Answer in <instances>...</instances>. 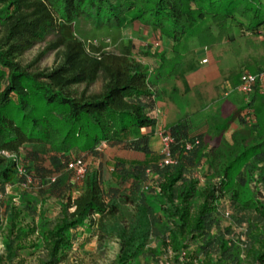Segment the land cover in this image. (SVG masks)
Listing matches in <instances>:
<instances>
[{
	"label": "trees",
	"instance_id": "trees-1",
	"mask_svg": "<svg viewBox=\"0 0 264 264\" xmlns=\"http://www.w3.org/2000/svg\"><path fill=\"white\" fill-rule=\"evenodd\" d=\"M81 20L93 39L106 34L115 42L123 29L140 23L180 48L191 39L207 44L232 25L258 36L264 0H0V230L6 259L13 262L23 242L37 234L48 253L40 264L61 263L85 239L117 242L115 264H264V196L257 186L264 182V91L243 95L240 103L227 100L208 116L210 138L218 141L209 145L207 133L193 136L191 117L213 102L194 88L195 108L164 126L174 160L165 165V155L151 148L144 132L158 123L160 80L176 74L181 62L164 67L165 52L152 55L132 40L120 53L88 44L79 33ZM49 37L42 54L54 51L58 62L32 71L21 58ZM248 68L262 71L264 60ZM241 75L234 74V88ZM99 79L102 88L93 90ZM234 123L228 144L224 134ZM104 145L144 158L112 163L98 150ZM216 151L226 160L222 166L212 159ZM79 157L94 163L78 179L69 163ZM240 160L241 169L235 166ZM16 183H28L26 193L38 199L9 202L7 187ZM225 193L238 210H256L258 222L241 232L224 225L221 215L232 220L219 209Z\"/></svg>",
	"mask_w": 264,
	"mask_h": 264
},
{
	"label": "rangeland",
	"instance_id": "rangeland-1",
	"mask_svg": "<svg viewBox=\"0 0 264 264\" xmlns=\"http://www.w3.org/2000/svg\"><path fill=\"white\" fill-rule=\"evenodd\" d=\"M79 30L82 39H87L86 41L88 44L99 47L101 43H103L106 46L105 49L109 52L120 53L121 45L127 44L129 40H132L136 48L143 50L148 48L152 55L165 52L166 65H164V67L167 66L168 63L172 64L175 60L181 62V64L178 65V72L176 74H173L171 77L165 75L167 77L165 81L162 82V79L160 80L159 89L162 90L163 93L157 106L158 123L155 127L147 129L144 132V134L148 135L150 138L154 135V132L160 137V142L156 144H154L155 138H152L150 141V146L158 154L162 151L159 132L165 128L162 126L163 122L169 125L180 117L182 110L187 108V112V110H193L195 108L194 106L198 101V96L194 88H200L203 94L207 96L208 102L215 103L220 101L221 106L224 103L228 104L227 100H236L240 103L244 97L232 86L231 81L234 74L246 72L248 67L255 66L260 60H264V39L259 36L260 34L258 36L250 34L245 35L240 29L233 25L219 34L215 32V37L209 41L207 40V44L201 45L196 39H191L186 45L180 48H176L172 40L165 38L159 31H154L150 27H146L140 23L123 29L115 42L106 34L99 35L96 39H93L91 26L85 20L80 21ZM231 37L233 39H231ZM50 40L51 37L27 51L21 58L22 63L24 65L33 64L32 71H42L55 67L58 62L56 52L51 51L48 54H42ZM192 66L196 68L186 72V70ZM184 72L186 73L184 74ZM101 88L102 80L99 79L93 86V90L99 91ZM227 92H230L228 96L225 95ZM221 93L224 98L215 99V97ZM239 105L240 104H238V106ZM220 107H218L217 110ZM212 112H214L213 108L192 116L193 136L207 133L209 145L218 143L216 138H210L211 131H209L207 125V118L212 115ZM235 130L236 125L232 124L230 129L224 134V140L228 144L232 143V135ZM105 150L104 154L106 158L108 160L110 159L112 163L120 158L128 161L144 158L142 153L131 149L113 150L109 147ZM217 152L218 151H216V153L213 152L214 156H212V159H214L217 165L222 166L226 160L222 156L221 158L218 157ZM86 162L88 166H91L94 160L92 158H87ZM244 162L245 161L242 162V160H240L235 166H239L241 169ZM112 163H110V166H112ZM105 178L106 187H108L110 183L112 184V178L109 173L105 174ZM255 183V181L251 183L252 191L256 188ZM19 184L20 183H16L12 187L9 195L12 197L8 199L9 202L12 201L15 204L24 205L27 202L26 197L37 198L35 193H26L27 191L21 190L22 187ZM257 186H259V192H262L264 196V182L258 183ZM35 191H37V189H35ZM257 198H259L258 195ZM55 204L57 203L51 205L53 208L52 218L54 220L59 217V209H57L58 206ZM37 205L39 209L40 203H37ZM219 209L221 213L230 212L232 214V220L224 218L221 215L222 223L227 226L231 223L235 224L238 232H241V230L246 228L249 224L258 222L259 220V214L256 210H238L230 199L229 194L226 193L219 201ZM32 219V216L28 217L26 222L31 223ZM37 220L38 219H36V221ZM3 235V230H0V243ZM23 244L25 248L18 251V256L13 262H9L5 257V250L3 248L2 250L0 249V259L2 256L4 258V262L2 263L0 261V264H40L42 260L48 258L45 242L37 236V234L29 236ZM32 244H36V247H32ZM117 251L118 243L113 240L103 241L85 239L76 243L74 247L68 251V256L59 264H115ZM140 264L146 263L142 261Z\"/></svg>",
	"mask_w": 264,
	"mask_h": 264
},
{
	"label": "built area",
	"instance_id": "built-area-1",
	"mask_svg": "<svg viewBox=\"0 0 264 264\" xmlns=\"http://www.w3.org/2000/svg\"><path fill=\"white\" fill-rule=\"evenodd\" d=\"M262 39H264V30L259 35ZM158 45V43H157ZM258 90L260 92L264 91V70L259 71L257 73H247L244 72L241 75L240 84L236 88V91L241 93L242 95L250 96L255 91ZM230 92L225 93L226 96H228ZM161 136V144H162V153L165 155L164 164L168 165L174 162L173 158L171 157V143L172 138L166 133L165 129L160 130L159 132ZM189 147V146H188ZM106 146H101L98 148L100 152H104ZM0 154H4V152H0ZM7 156H10L8 153H6ZM88 168L86 159L79 157L75 158L69 163V169L72 170L76 177L79 179L80 177H83L86 173ZM18 171L20 174L23 173L22 167L18 168ZM32 179H28V183H31ZM28 183H22L20 186L22 187L21 190H25L28 188ZM13 186L7 187V194H10L11 189ZM6 222V219H4V223ZM4 249V246L2 243H0V249Z\"/></svg>",
	"mask_w": 264,
	"mask_h": 264
},
{
	"label": "crops",
	"instance_id": "crops-1",
	"mask_svg": "<svg viewBox=\"0 0 264 264\" xmlns=\"http://www.w3.org/2000/svg\"><path fill=\"white\" fill-rule=\"evenodd\" d=\"M220 106H221V102H220V101H217V102L211 104V105H210L207 109H205V110H208V109H212V108H213V109H214V112L211 113V114L213 115V114H215L217 108L220 107ZM205 110H204V111H205ZM204 111H203V112H204ZM191 118H192V117H191ZM165 123H166V122H163L162 126H165ZM234 124H235V123H234ZM234 124H233V125H234ZM235 125H236V124H235ZM231 126H232V125H231ZM152 138H153V139H154V138L156 139L155 142H154V144H156L157 142H160V137H158L157 134H156L155 132H154V135L151 136L150 141H151ZM151 148H152V147H151ZM152 149H153V148H152ZM113 150H114V149H113ZM153 150H154V149H153ZM105 151H106V150H105ZM105 151H104V152H105ZM154 151H155V150H154Z\"/></svg>",
	"mask_w": 264,
	"mask_h": 264
}]
</instances>
